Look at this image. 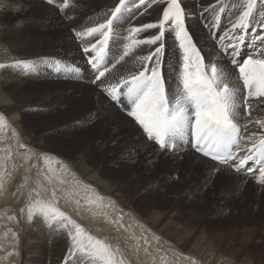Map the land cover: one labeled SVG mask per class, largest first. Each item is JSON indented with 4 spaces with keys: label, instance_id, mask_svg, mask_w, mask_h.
Segmentation results:
<instances>
[{
    "label": "snow or ice",
    "instance_id": "snow-or-ice-1",
    "mask_svg": "<svg viewBox=\"0 0 264 264\" xmlns=\"http://www.w3.org/2000/svg\"><path fill=\"white\" fill-rule=\"evenodd\" d=\"M47 3L54 4L56 0H47ZM70 4L71 0H63L58 5L60 11L64 12ZM154 5H164L155 22L131 23L149 13ZM193 16L182 0H118L113 7L99 13L91 25L72 29L86 57L87 70L62 60L47 64L48 58L20 60L11 58L10 54L6 59L11 62H0V70L38 75L41 63H44L57 73L63 71L70 79H83L87 71L90 83L112 102L121 104L147 140L154 142L165 154L179 156L190 145L201 157L207 158L205 163L215 162L212 174L235 173L245 177L242 183L252 177L264 186V118L254 115L264 111V0H215L204 6L200 13L201 18L209 21L206 27L209 39L215 41L213 50L218 48L230 57V62L238 69L242 87L235 83L234 73L227 65H218L211 55L202 54L204 50L198 47L186 24ZM222 17L228 19V25L223 28ZM249 29L253 31L249 33ZM149 30L156 31L142 37ZM169 37L174 38L179 49L172 82L163 73ZM246 40L252 51L247 59L237 61ZM143 46L148 48L146 53L140 51ZM4 52L7 53V49ZM91 122L89 118L78 123L83 127ZM9 130L17 149L16 156L22 157L23 163L13 162L11 146L0 147V195L7 193L6 185L18 167L27 164L29 171L11 193L24 198L19 217L15 210L12 215H6L5 210L0 212V219L17 224L24 221L29 225L39 220L50 232L64 233L69 247L63 264H68L69 260L73 264H129L119 246L113 247L87 232L62 211L57 192H62L69 200L77 190L87 192L85 205L97 210L94 215H103L107 222L124 228V217L119 211L115 221L103 211L115 208V202L81 182L58 157L25 145L5 115L0 114V143H4ZM9 163L12 172L8 170ZM33 171L36 179H33ZM74 202L80 205L79 200ZM136 223L142 233L146 231L144 225ZM9 236L11 250L0 257V261L19 255L20 232L9 227L0 233L2 238ZM131 238L136 241L137 253L140 240H143L145 255H151L147 236L132 234ZM153 239L157 243L161 240L154 233ZM0 250H3L2 246ZM155 251L160 254L161 250L157 247ZM168 251L176 259L160 254L161 264H180V261L200 264L195 257L174 248L170 247Z\"/></svg>",
    "mask_w": 264,
    "mask_h": 264
},
{
    "label": "rangeland",
    "instance_id": "rangeland-1",
    "mask_svg": "<svg viewBox=\"0 0 264 264\" xmlns=\"http://www.w3.org/2000/svg\"><path fill=\"white\" fill-rule=\"evenodd\" d=\"M36 1L39 3H35L34 0H28V2L27 0H0L1 18H3L4 15L6 16L8 12H19L20 14H17L18 16L11 17L12 20L11 18H4L2 21H0V58H4L5 62H11V60H6L5 58L8 54H11L10 56H12V54H17L15 55V59L19 58L21 60L31 61H42L44 57L48 58L47 64H53L55 60H62L65 63L79 65L81 69L87 70L88 66L85 61L86 57L84 58L85 55L83 54L79 43L75 40L72 29H79L77 27L91 25L94 19L97 17L96 15L106 11L110 7H113L115 5L114 3H117L118 0H71V8L69 7L68 9H65L64 12H61L58 6L59 4L63 3V0H56V3L54 4L47 3V0ZM182 1L183 5H187L186 3L188 2L198 4L201 0ZM4 2L6 3V5ZM204 6L199 5L196 7L195 5L194 7H189L187 10L195 13L196 10L193 11V8H197V10H204ZM153 7H155V5ZM187 7L188 5L186 6V8ZM22 9L24 10L23 12H21ZM48 9L54 11L53 13L59 16V20L55 18L54 20H57L58 22H64L69 26L68 36L59 34L58 36L56 33L50 34L51 36L43 35V32L48 29L49 21L51 22L53 20L45 19V13H43V11H46ZM150 10L151 9H149V11ZM69 16L71 17V19L68 18ZM142 17L143 16L138 17L137 19L131 21V23L133 25H139ZM101 19H104V17H101ZM30 22L39 24V27L43 29L41 35L39 34L37 36L34 33L28 31L23 32L26 34L22 35H13V33H10L9 36L4 32L7 27H9L11 30L17 27L16 29H22L23 31L26 29V25ZM191 22L195 23L193 20H190L188 21V24ZM208 22V20H204L200 24V27L197 23L196 24L201 30H208V28L206 27V23ZM187 27L192 31V33L191 31L190 33L193 37L200 39L199 35L195 31V28L192 29L189 27V25ZM151 33L152 32L149 30L148 32L143 33L142 37L148 36ZM64 36H66V38H64ZM63 39H65L66 41ZM173 40V37H169L166 40V57L165 65L163 68V73L165 72L164 75L166 78H169L167 76V73L169 71L171 73H174L173 66L176 64L175 60L177 61V56L179 55L178 46L175 42H173ZM71 41L73 42V44L75 43L77 45L71 44ZM195 42L197 43V41ZM4 49H7V53L4 52ZM60 51L62 53H60ZM140 51L146 53L148 51L147 46H143ZM19 55H21L20 57L22 58L18 57ZM82 61L85 62L83 63ZM1 74L6 80V91L0 90V99H2L0 100L2 103L0 104L1 108L6 109L4 111L8 112V117H12L14 119V124L16 125V128L18 130L23 129V122L25 119L27 122L39 121L41 123V129H37L34 126H31L29 129V132L32 136L36 135L38 137V150L40 149V151L42 150L41 152H47L54 156H57L61 160L63 159V161H66V164L69 165V167L71 166V164H73V158H78V156L84 158V166H87L86 168L88 169L90 174H95L94 170L98 173L99 170L97 177H101L102 180L105 179L104 181L108 183L113 182V184H115L116 181L120 178L116 183V185H121L119 192L125 195H134L133 197L135 202L133 206L136 210L145 212L149 209L148 211L154 210V213H170L173 218L175 217V221H179L177 222L180 227H188L189 225V227H191L193 225L199 227L200 233L205 232V235L203 234V237L199 236L200 239H204L205 241L211 240L213 241V244H216L219 241H226L225 243H227L228 245L227 253L235 254L234 256L237 255L239 261L248 260V262L251 261L252 264L254 261L259 264H264V193L260 190L258 192L254 190V186L252 183L257 186H259V184H257L255 181H252V177L247 180V183H242V178L220 179L222 175L216 176V174L219 172L211 174L213 165L209 166V168L202 167L200 169L195 164L188 163L189 165H186V167L181 166L174 169L172 167L170 169L166 167L162 168L163 166L159 165L160 161L156 160L157 157L155 159H152L153 161L150 159L141 161L140 159L136 158L134 159L136 163L133 162L132 159L130 161L128 160L130 163L126 164H128L129 167H131L133 170L122 174L123 172L119 171V156L124 154V152L127 151V148L132 147L130 145L138 140L141 136H135V134L129 131H123V126L125 125L123 124V122H113V118L117 116V114H115L116 111L121 112V114L119 115L121 117L117 118L123 119L125 121L129 120L138 128V130H140V133H142V129H139V126L136 125L132 118L127 115V111L121 104L112 102L103 93H101L96 85L90 83L91 77L87 71L84 72L85 78L83 79H70L65 76V73L63 71L57 73L52 67H48L45 64L41 63V68L38 75H25L20 71L7 69L6 71L2 70ZM80 86L84 88H92V91H94L96 94H102L104 97V102L108 100L111 105L107 107L102 106L103 109L99 107L97 108V110H95L94 113V111H92L86 103L87 97L89 96L82 97V94L75 95L77 92L76 89L82 88ZM3 102L7 106L3 105ZM112 104L114 106H112ZM89 118L92 119V122L86 126L82 127L80 123H78L83 122ZM100 129L102 130V133L99 131ZM114 131L119 133L116 136H113ZM42 135L44 136V138ZM141 135H144L143 139H141V142H144V145L150 144L154 146L152 148L153 150L155 149L157 153L160 152V154H165L158 148V146L154 144V142L148 141L145 134L142 133ZM8 138H11V135L9 133L6 136V140H4V143L12 146L13 140H9ZM49 139L53 143L49 141ZM76 139H78L77 142ZM8 140L11 142L9 143ZM5 144L3 146H5ZM144 145L142 144L140 147H146V145ZM100 149L104 150L102 151ZM136 149H129V151L135 152ZM95 150L98 153H96ZM184 154L189 153L188 151H183L180 155L183 156ZM165 155L169 156V158L176 157L172 154ZM180 155L178 157H181ZM13 156V161L19 165L20 161L18 163L17 158H15L16 152L13 153ZM155 164H158L159 167L157 168V165ZM136 165L138 166L137 169H135ZM142 165L146 166V171L143 170L144 168H142V170L140 169ZM9 166H12V164L9 163L8 167ZM147 167H152L153 171H149ZM74 169L77 170V168ZM15 174V179H17L19 170H16ZM207 174L208 177H205ZM238 176L241 177L242 175ZM19 178L20 179H17L16 181L22 180L21 177ZM244 184H246L247 186H245ZM240 186L246 189V192L244 193L245 195L240 194L238 190V187ZM13 187L14 186L10 184L9 186H7V189L9 191L11 189L12 191V189H14ZM254 193L257 194L256 198V194L254 195ZM6 197L0 202L5 204L1 206L2 209L11 208L13 207V205L15 206V204L16 206L21 204L22 196L17 197L19 198L18 202L20 201L18 204L16 203L17 199L15 201V196V198L13 197V195L8 196L11 199H7ZM6 199L7 201L9 200V204L8 202H5ZM8 212L10 213V211L7 210L6 214L11 215V213L9 214ZM4 220L5 219H3L2 222L4 223V226H6L7 228H12V224L9 223L6 225L5 223L7 221ZM35 223L36 221L32 225L27 224V233H23L22 238H20V248L25 245V242L26 245L22 248L23 254H21V252L19 254V263L63 264L64 258L67 255V252L65 253V249L63 246L69 245V241L67 240L66 235L64 233L50 232L46 226L45 229L42 228L44 224H40L41 226L39 228L37 227L36 229L34 225ZM3 230H5V228H2L1 232ZM32 230L35 233H33L34 236L31 235ZM43 230L45 232H49L53 236L51 235L47 237V239L44 238L43 234L41 235V233H43ZM50 234L47 233L46 235ZM54 234L58 237V239H54ZM205 236H207V238H205ZM59 241H61V244L55 246V244ZM28 243L33 244L31 245ZM43 245L46 248H49V252H47L43 248ZM22 255L23 257H21ZM10 261L11 260H9V262ZM239 261L238 264L241 262ZM5 262H7V260ZM72 263L73 262L69 260L68 264Z\"/></svg>",
    "mask_w": 264,
    "mask_h": 264
},
{
    "label": "bare ground",
    "instance_id": "bare-ground-1",
    "mask_svg": "<svg viewBox=\"0 0 264 264\" xmlns=\"http://www.w3.org/2000/svg\"><path fill=\"white\" fill-rule=\"evenodd\" d=\"M17 1V0H16ZM35 3H39L37 2L36 0H34ZM61 1V0H60ZM113 1V0H112ZM195 1V0H194ZM198 1V0H197ZM28 2V0H27ZM183 2V1H182ZM215 0H201L198 4H193L191 2H188L186 3L188 5L187 9L190 7H194L196 5L197 6H204V5H209L210 3H214ZM5 3V2H4ZM105 3V2H104ZM109 3V2H108ZM106 3V4H108ZM185 3V2H184ZM1 4V3H0ZM3 4V3H2ZM115 4V3H114ZM6 5V3H5ZM27 5V4H26ZM31 5V4H30ZM110 5V4H109ZM108 5V6H109ZM187 5H184V6H187ZM23 6V5H22ZM35 6V5H34ZM107 6V7H108ZM164 5H161V6H156L153 7V9H151L149 11V13L145 14L142 18H141V23H148V22H155L156 19L159 17L160 15V12H159V9H161ZM26 8V7H25ZM24 8V9H25ZM30 8V7H29ZM34 8V7H33ZM32 8V10H33ZM40 8V7H39ZM71 8V6H70ZM28 10V8H27ZM31 10V9H30ZM196 10V12L194 13V16L191 17V18H188L186 20V24L187 26L189 25L190 28H195L197 34L199 35V38L200 39H197L194 37V41H197V45L198 47H200L201 49H203V53L205 56H208V55H211L213 58H214V62L217 63L218 65H227L229 70L232 71L234 73V76H235V83L237 85H239L240 87H242V81H239L238 79V69L237 68H233L235 67L234 64H232L230 62V57L228 56H225V54L221 51H219V49H215L213 50V45L215 44V41L209 39V31L208 30H201L199 27H200V24L206 20V19H203L201 18L200 16V13L203 12L204 10H197V8H193V11ZM24 10L22 9L21 12H23ZM57 11V10H56ZM102 11V10H101ZM190 11V10H188ZM54 11L48 9L46 11H43V13H45V19L46 20H49V19H53L51 22L49 21V24H48V29L45 30V32H43V29H41L39 27V24H35V22H30L26 25V29L22 31L21 30H18L16 29L17 27H15L13 30H11L9 27H7L5 29V33L6 35H9L10 33L13 35H22V34H26V33H23V32H31V33H34L35 35H41V33L43 32V35L44 36H48L52 33H56L57 35H66L68 36L69 34V26L64 23V22H58L57 20H54L55 19H58L59 16H57L55 13H53ZM19 12L18 13H7L6 16L3 18L0 17V21H2L4 18H11V17H15V16H18ZM23 15V14H22ZM95 15V14H94ZM208 14L205 13V16H207ZM97 16V15H96ZM95 18V17H94ZM31 19V18H30ZM40 19V18H39ZM38 19V20H39ZM12 20V18H11ZM59 20V19H58ZM190 20H193L195 23H189L188 24V21ZM143 21V22H142ZM24 22V21H23ZM47 22V21H46ZM84 22V21H83ZM48 23V22H47ZM92 23V22H91ZM199 25V27L197 26V24ZM23 24V23H22ZM84 25V24H83ZM228 25V19L227 17H222V21H221V28L225 27ZM81 26V25H80ZM19 27V26H18ZM23 27V26H22ZM21 28V27H20ZM77 28H80V27H77ZM20 31V32H19ZM151 32H154L155 30H150ZM191 31V30H190ZM253 30L252 29H249V33H251ZM71 32V31H70ZM192 33V31H191ZM42 35V36H43ZM58 35V36H59ZM194 35V34H193ZM10 36V35H9ZM51 36V35H50ZM66 36H64V38H66ZM62 37V36H61ZM251 39V36L248 37V40ZM65 40V39H63ZM248 40H246L245 42V46H243L240 51H239V54L238 56L236 57L237 61H240L242 62L244 59H247L248 55L251 53L252 51V48H251V45L248 44ZM66 41V40H65ZM75 41V40H74ZM72 42V41H71ZM172 42V41H171ZM173 42H175L173 40ZM176 43V42H175ZM73 44V42L71 43ZM75 44V43H74ZM73 44V45H74ZM173 44V43H171ZM65 45V44H64ZM77 45V44H75ZM170 45V44H169ZM176 45L178 46V44L176 43ZM56 46V45H55ZM176 46V47H177ZM67 47V46H66ZM70 47V46H69ZM61 48V47H60ZM75 48V47H74ZM58 49V48H57ZM173 49V48H172ZM60 53H62L60 51ZM58 54V53H57ZM173 54V53H172ZM11 55V54H10ZM17 55V54H15ZM15 55L12 54L11 58L15 59ZM21 55H19L18 57H20ZM80 56V55H79ZM78 56V57H79ZM77 57V56H76ZM165 57H166V54H165ZM175 57V56H173ZM6 58V57H5ZM22 58V57H20ZM44 58V57H43ZM85 58V56H84ZM19 59V58H18ZM34 59V58H32ZM72 59V58H71ZM7 60V59H6ZM21 60V59H20ZM81 60V59H80ZM52 61V60H51ZM86 61V59H85ZM84 61V62H85ZM0 62H5L4 61V58H0ZM83 62V61H82ZM83 62V63H84ZM173 62V61H172ZM176 62V60H175ZM49 63V62H48ZM44 64V63H43ZM46 65V64H45ZM168 65V64H167ZM170 65V64H169ZM170 70V69H169ZM172 70V69H171ZM1 71L0 70V90H3V91H6V87H5V83H6V80L4 78V76L1 74ZM4 71V70H3ZM6 71V70H5ZM43 71V70H42ZM48 72V71H47ZM165 73V72H164ZM41 74V73H40ZM47 75V74H46ZM167 76L170 78V82H172L174 79H175V74L174 73H171L170 71L167 73ZM168 78V79H169ZM75 82V81H74ZM52 85V84H51ZM91 85V84H90ZM5 87V88H4ZM82 87V86H80ZM77 92L75 95L77 94H82L83 96L82 97H86V96H89L87 97V105L88 107L94 111L95 113V110H97V108L101 107L103 109V107H107L109 105H111L108 100L106 102H104V97L102 94H99V93H95L94 91H92V88H80V89H76ZM2 95V94H1ZM91 96V97H90ZM95 98H94V97ZM75 98V97H74ZM78 99V97H77ZM84 99V98H82ZM2 100V99H0ZM0 104L1 101H0ZM3 105H6L4 104L3 102ZM7 106V105H6ZM9 106V105H8ZM103 106V107H102ZM112 106H114L112 104ZM14 107V106H13ZM100 109V110H102ZM4 110L6 109H2L1 108V105H0V114H3L5 115L6 119H7V122L8 124L11 126V128H14L15 131L19 134L20 136V139L21 141L25 144V145H29L31 146L32 148H34L35 150H37L38 152H41L40 149L38 150L37 149V146L39 147L38 145V137L35 135V136H32L31 133L29 132V129L31 126H34L35 128L37 129H41L42 125L39 121H34V122H27L26 119L24 120L23 122V129L21 130H18L16 128V125L14 124V119L12 117H8L9 114L8 112H5ZM13 110V109H12ZM99 110V111H100ZM18 111V110H17ZM91 111V112H92ZM99 111H96V112H99ZM27 112V111H26ZM90 112V113H91ZM16 113V112H15ZM19 114V113H18ZM23 114V113H22ZM21 114V115H22ZM106 114V113H105ZM109 114V113H108ZM117 116H115L113 118V122H123V124H125L123 126V131H129L133 134L136 135H140L141 137L136 140L135 142H133L130 146L132 147H129L127 148V151L124 152V154L120 155L119 156V171L123 172L122 174H125L127 173L128 171L130 170H133L131 167H129L128 164L126 163H130L129 161L132 159L133 162H135L134 159H140L141 161H146L148 159L152 160V159H155L157 157L156 160H159L160 161V164L159 165H162L168 169H170L171 167L174 169V168H178V167H181V166H185L186 165H189L188 163H193L195 164L198 168H202V167H208L209 166H212L214 165L213 163H211V161L205 163L204 161L206 160V158H202L200 156V154L196 153L194 149L191 148V146L189 145L185 151H188L189 154H184L183 156L181 157H174V158H169V156L165 155V154H160V152H156L155 149L153 150L152 145L150 144H145L146 147L144 148H141L140 146L143 144L144 145V142H141L143 139V136L141 135L142 133H140L138 130V128L133 124L131 123L129 120L125 121L123 119H120V118H117V117H121L119 116L121 114L120 111H116ZM255 116L257 117H260V118H264V111H258L254 114ZM20 117V115H19ZM58 118V117H56ZM51 119V118H50ZM251 119V118H250ZM39 120V119H38ZM52 120V119H51ZM51 120H50V123H51ZM49 121V120H48ZM47 121V122H48ZM43 122V121H42ZM46 122V123H47ZM62 122V121H61ZM44 124V123H43ZM120 125V124H119ZM46 126V125H45ZM106 126V125H105ZM119 127V126H118ZM251 127V125H250ZM33 128V127H32ZM47 128V127H46ZM75 128V127H74ZM120 128V127H119ZM118 129V128H116ZM32 130V129H31ZM33 131V130H32ZM36 131V130H34ZM47 131V130H46ZM100 132L102 131L101 129L99 130ZM44 132V131H43ZM98 132V133H100ZM122 132V131H121ZM10 134L11 135V131L9 130L7 132V134ZM102 133V132H101ZM119 132H116L114 131L113 132V136H116ZM130 133V134H131ZM38 134V133H37ZM39 134H40V131H39ZM48 134V133H47ZM34 135V134H33ZM45 135V134H43ZM42 135V136H43ZM85 135V134H84ZM40 136V135H39ZM97 136V135H96ZM134 136V137H135ZM9 137V136H8ZM98 137V136H97ZM44 138V136H43ZM119 138V137H118ZM122 138V137H121ZM138 138V137H136ZM9 139V138H8ZM12 139V138H10ZM9 139V140H10ZM42 139V138H41ZM6 140V139H5ZM8 140V141H9ZM56 140V139H55ZM82 140V139H81ZM134 140V139H133ZM49 141H51L49 139ZM78 141V139H76V142ZM83 141V140H82ZM129 141V140H128ZM11 141H9L10 143ZM52 142V141H51ZM81 142V141H80ZM40 143V142H39ZM53 143V142H52ZM85 143V142H84ZM5 143H0V147H4ZM99 145V144H98ZM118 145V144H117ZM144 145V146H145ZM10 146V145H9ZM42 146V145H41ZM47 146V145H46ZM12 152L15 153L17 151L16 147H15V143L13 141L12 143ZM45 147V146H44ZM48 147V146H47ZM50 147V146H49ZM143 147V146H142ZM56 148V147H55ZM105 148V147H104ZM115 148V147H114ZM137 148V149H136ZM156 148V147H155ZM42 149V148H41ZM48 149V148H47ZM46 149V150H47ZM112 149V148H111ZM129 149H136L135 152H131L129 151ZM102 150V149H100ZM104 150V149H103ZM102 150V151H103ZM126 150V149H125ZM123 150V151H125ZM61 151V150H60ZM64 151V150H63ZM122 151V150H120ZM96 153H98L96 150H95ZM61 153V152H59ZM64 153V152H63ZM66 153V152H65ZM90 153V152H89ZM101 153V152H100ZM123 153V152H122ZM95 154V153H93ZM66 155V154H65ZM15 156V155H14ZM13 156V157H14ZM99 156V155H98ZM171 156V155H170ZM57 157V156H56ZM60 157V156H59ZM17 158V161L19 164H22L23 163V158L22 157H15ZM91 158V157H90ZM60 159V158H59ZM84 158L82 157H75L73 158V164H71V166L69 167L71 169V172L74 173L76 175V177L81 181L83 182L84 184H87V185H90L92 186V188H94L96 190V192H98L100 195H103L104 197L110 199L111 201H114L116 204H115V208L113 209H104L103 211H106L108 216L111 217V219L113 221H115L116 219V216H117V212L119 211V214L120 215H123V225H124V228H119L117 225H115L114 223H109L105 220V217L103 215H94V213L97 211L96 209H89L86 205H85V201L87 200L88 198V193L87 192H84V191H79L77 190V194L76 195H73L71 197V200H69V198H67L62 192H57V196L60 198L59 199V208L62 210V211H65L73 220H75L77 223H79L83 228H85V230L89 233H91L92 235L100 238V239H104L106 240L109 244H111L113 247H116V246H119L120 249H121V252L124 256V258L129 262V264H153V259H155V264H161V261H160V258H159V255L160 254H163V255H167L170 259H176L175 257H173V254L171 251H168V249L171 247V248H174L177 252H180V253H183L185 255H189V256H192V257H195L196 259H198L200 261V264H238V258H237V255L234 256L235 254H228L227 253V250H228V245L227 243L225 242H222V241H219V242H215L216 244H213V241L211 240H202L200 239L199 236H202L203 237V234L205 235V232H202L200 233L199 232V227H196V226H191V227H186V226H183V227H180V225H178V222L174 220L173 216L168 213H154V210L152 211H145V212H140L138 210L135 209V207L133 206L134 204V195H125V194H121L119 191H120V186L121 185H116L117 181L120 179H118L116 181L115 184L112 183H108L104 180H102L101 177H97V174L99 173V170H98V173L94 170L95 174H90V172L88 171V169L84 166ZM87 159V157H86ZM97 159V158H96ZM61 160V159H60ZM65 160V159H64ZM129 160V161H128ZM154 160V161H156ZM63 161V159H62ZM112 161V160H111ZM116 161V160H115ZM153 161V160H152ZM14 162V161H13ZM88 162V161H87ZM66 163V161H65ZM72 163V162H70ZM86 163V162H85ZM94 163V162H93ZM136 163V162H135ZM134 163V164H135ZM152 163V162H151ZM69 164V163H68ZM98 164V163H97ZM133 164V165H134ZM90 165V164H89ZM99 165V164H98ZM146 165H149V164H146ZM157 165V168L159 167L158 164H155ZM69 166V165H68ZM41 167H42V162H41ZM95 167V166H94ZM100 167V166H99ZM117 167V165H116ZM137 165H136V168L137 169ZM146 166L145 165H142L140 167V169L142 170V168H144L143 170L146 171ZM74 168H77V170H75ZM102 168V167H101ZM147 169L149 171H153L152 170V167H147ZM155 169V168H153ZM167 169V170H168ZM199 169V170H200ZM8 170L10 172H12V166H9L8 167ZM17 170H19V174L18 175V178L17 179H20L19 177H22L25 176L26 174H28V165L27 164H24L23 167H18ZM90 170V169H89ZM104 170V169H103ZM176 170V169H175ZM104 172V171H103ZM106 173V172H105ZM152 173V172H151ZM163 173V172H162ZM146 174V173H145ZM150 174V173H149ZM148 174V175H149ZM212 174V173H211ZM209 174V175H211ZM15 172H12V176H13V179L10 180L6 187L9 186L10 184L13 185L14 189H10V191L8 190V192L6 193L7 194V197H6V194L4 195H0V202L6 197L7 199L9 198L8 196H11V193L10 192H13L15 191V188L16 186L21 182L20 181H16L17 179H15ZM32 175H33V179H36V173L35 171L32 172ZM108 175V174H107ZM222 175V176H221ZM213 176V175H211ZM215 176V175H214ZM216 176H221L220 179H229V178H235V179H239V178H242V180L245 179V177L243 176H238V174H235V173H232V174H228V173H217ZM104 177V176H103ZM109 177V176H107ZM205 177H208V174L205 176ZM66 179H69L70 177H65ZM251 177H248V179H250ZM42 179V178H41ZM228 181V180H227ZM252 181H255L254 178H252ZM228 183V182H227ZM253 186H254V190H256V192H258L259 190L262 191L264 193V186L262 185H255L254 183H252ZM245 186H247L246 184H244ZM47 186V185H46ZM65 187H68V185H65ZM125 187V186H124ZM247 188V187H246ZM123 190V189H121ZM233 190V189H232ZM238 190L240 192V194H243L245 195L244 193L246 192V189H244L242 186L238 187ZM123 192V191H122ZM255 192V191H254ZM234 193V192H233ZM237 193V192H236ZM239 194V193H238ZM239 194V195H240ZM253 194V193H252ZM256 193H254L255 195ZM257 194L255 195V198H256ZM259 196V194H258ZM263 196V195H261ZM14 197V196H13ZM12 197V199H13ZM242 197V196H241ZM254 197V196H253ZM15 198V197H14ZM7 199L5 200V202H8ZM11 199V198H9ZM17 199V201H16ZM19 198H15V201L16 203L18 204ZM21 200V199H20ZM76 200H79L80 202V205L78 206L74 201ZM14 201V200H13ZM14 201V202H15ZM105 203H107V200L105 201ZM9 204V202H8ZM13 204V203H12ZM15 204V203H14ZM24 204V198L22 197V200H21V204H19L18 206H15L13 205V207L11 208H7V209H2L1 206L5 205L4 203H0V212H5V210H9L11 215L13 214V210H15V214L16 215H20L19 214V209L23 206ZM7 205V204H6ZM137 207V206H136ZM147 208V207H146ZM154 209V208H153ZM7 212V211H6ZM5 212V214H6ZM9 213V212H8ZM9 213V214H10ZM7 215V214H6ZM175 215V214H173ZM182 218V217H181ZM179 219V218H178ZM4 221H7L6 219ZM139 222V224H142L144 225V228L146 229V231H143L142 233V229L139 227V225L136 223V222ZM170 221V222H169ZM0 233H4L6 230H7V227L4 226V223L3 222V219H0ZM181 222V220H180ZM12 224V228L13 230L17 231V232H20V238H22L23 236V233H27L26 229H27V223H25L24 221H21L19 224L15 223V222H6L5 224ZM186 223V222H185ZM188 223V222H187ZM3 224V225H2ZM43 225L42 222H40L39 220H36V223L34 224L36 229L37 227L39 228L41 225ZM32 225V224H31ZM33 225V227H34ZM182 226V225H181ZM203 227V226H202ZM205 227V226H204ZM2 228H5V230H3L1 232V229ZM23 229V231L21 232L20 229ZM45 229V225L42 227ZM41 228V229H42ZM128 229V231H125L124 229ZM35 230V229H33ZM32 230V234L34 236V232ZM209 230V229H208ZM41 231V230H40ZM48 231V230H47ZM37 232V231H36ZM34 233V234H33ZM40 233V232H39ZM50 234L49 232H45L43 230V233H41V235L43 234V237L47 239V237L51 236L52 234L50 235H46V234ZM153 233L158 235L161 240L159 243H157L154 239H153ZM132 234H134L136 237H141V235H145L147 236L148 240H149V251L151 252V255H148L146 256L145 255V252H144V244H143V240H140V251L139 253L136 252L135 250V247H136V241L133 240L131 238ZM45 235V236H44ZM208 235V234H207ZM53 236V235H52ZM209 237V236H208ZM205 238H207V236H205ZM54 239H58L57 236H55L54 234ZM210 239V238H208ZM212 239V237H211ZM215 239V238H214ZM29 240V239H28ZM34 240V239H33ZM10 241H11V237L9 236L8 238H2L0 237V246H2L3 250H0V257H3L5 256V254L10 251V247H9V244H10ZM58 241V240H56ZM29 242V241H28ZM31 242V241H30ZM28 244H31V243H28ZM33 244V243H32ZM31 244V245H32ZM35 244V243H34ZM58 244H61V241H59L58 243L55 244V246H57ZM25 245H26V242H25ZM24 245V246H25ZM54 245V244H53ZM22 246V248L24 247ZM29 246V245H27ZM54 246V247H55ZM64 249H65V253L67 252V249L69 247L68 246H63ZM159 247L160 248V254H157L155 249ZM20 248L19 246V254L21 252V254H23V249ZM27 248V247H26ZM43 248L49 252V248H46L44 245H43ZM28 249V248H27ZM39 249V248H38ZM25 250V249H24ZM30 250V249H29ZM232 250V249H231ZM29 252V251H28ZM27 252V253H28ZM30 253V252H29ZM28 253V254H29ZM23 257V255L21 256ZM25 257V256H24ZM9 260H11L9 262ZM241 261V262H240ZM239 264H252L251 261L248 262L245 261V260H240ZM253 261V260H252ZM19 255L18 256H12L10 257L9 259H7V262L5 261H0V264H22L19 263ZM259 262V260H258ZM261 263V262H260ZM73 264V263H72ZM180 264H188V261H180ZM253 264H259V263H256L255 261L253 262ZM263 264V263H262Z\"/></svg>",
    "mask_w": 264,
    "mask_h": 264
}]
</instances>
